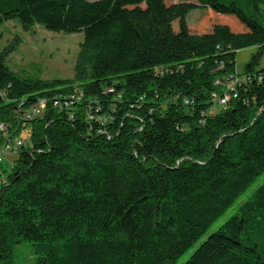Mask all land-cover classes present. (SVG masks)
Masks as SVG:
<instances>
[{"label":"trees","instance_id":"obj_1","mask_svg":"<svg viewBox=\"0 0 264 264\" xmlns=\"http://www.w3.org/2000/svg\"><path fill=\"white\" fill-rule=\"evenodd\" d=\"M166 1L0 0V25L82 33L71 79L20 76L0 51V147L29 131L0 169V264L23 242L34 264H175L231 208L183 264H264V183L248 192L264 174V0H194L244 29L202 34Z\"/></svg>","mask_w":264,"mask_h":264},{"label":"rangeland","instance_id":"obj_2","mask_svg":"<svg viewBox=\"0 0 264 264\" xmlns=\"http://www.w3.org/2000/svg\"><path fill=\"white\" fill-rule=\"evenodd\" d=\"M166 4L171 11L175 28L179 17L186 15L189 30L194 34H202L211 30L215 23L227 24L235 32L244 30L243 25L234 16L220 15L209 9H202L194 0H172L166 1ZM81 40L82 33L53 32L41 25H34L28 29L22 28L16 21H7L0 25V51L11 47L6 57V63L15 74L20 76L37 77L42 80L71 79L74 75L73 67ZM256 49L257 46H251L237 51L236 67L238 71ZM261 67H264V56L257 66V68ZM218 109L219 106L216 104L211 107L213 112ZM22 135L29 137V131L23 130ZM6 158L14 160L11 155H7ZM261 183H264V174L259 177L248 192ZM232 214L233 208L216 221L201 240L211 232L217 231ZM201 240L184 252L175 264H183ZM12 256L14 264H34L35 253L32 243L23 242L14 245Z\"/></svg>","mask_w":264,"mask_h":264},{"label":"built area","instance_id":"obj_3","mask_svg":"<svg viewBox=\"0 0 264 264\" xmlns=\"http://www.w3.org/2000/svg\"><path fill=\"white\" fill-rule=\"evenodd\" d=\"M237 78H235L234 82H237ZM233 89L232 85H229L222 95H214L216 98V101L219 104H225L227 99L230 97V94L226 93L228 90ZM5 93L4 90L0 89V95H3ZM235 97V94L233 95ZM66 100H54L53 105L54 106H65V107H74L75 104L83 97L82 91L80 89L73 90L70 94L67 95ZM186 103V101H185ZM18 113L22 117V119H32L33 117L40 116L43 114L47 107V99L45 97L38 98L36 100L32 99H21L18 102ZM93 116L91 114L88 115V119L91 120ZM0 129L4 130L5 126L3 124L0 125ZM29 142V138L26 136H23L22 134L7 138L5 142L0 147V169L3 167H7V165H10L12 163L11 160H7L6 156L11 155L12 157L17 156V152L20 148L26 146ZM4 181L3 172L0 170V185Z\"/></svg>","mask_w":264,"mask_h":264}]
</instances>
